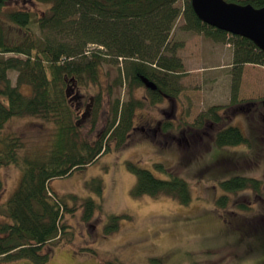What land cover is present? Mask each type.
<instances>
[{
    "label": "trees",
    "instance_id": "trees-1",
    "mask_svg": "<svg viewBox=\"0 0 264 264\" xmlns=\"http://www.w3.org/2000/svg\"><path fill=\"white\" fill-rule=\"evenodd\" d=\"M27 1L47 8L38 18H33V12L26 7L15 5L12 0H0V96L3 97L0 101V169L15 166L20 171L15 188L0 203L1 262L23 259L32 264H44L49 260L53 248L67 234L62 218L73 212L65 198H59L50 190V182L94 163L113 143L117 148L128 146L136 110L142 109L145 103L155 106L165 99L176 98L183 64L176 55L177 46L170 45V35L180 14L186 30L214 41H228L233 48L229 104L213 106L201 113L188 126L191 137L202 134L220 149L242 146L253 152L252 159H257L256 155L264 149V99L247 102L237 99L243 66H264V53L245 38L199 21L190 0H180L181 9L176 6L179 0ZM226 1L256 8L264 6V0ZM33 26H37L38 32ZM12 28L15 31L10 33ZM90 45L99 48L89 50ZM106 58L112 59L109 64L117 69L110 85L102 78L106 76L103 65ZM11 72L16 73L14 85L9 76ZM122 85L130 95L125 102L114 97V88ZM140 87L147 92L145 100L132 96ZM86 95L93 99V107L87 114L89 131L84 136L78 117L80 107H75L72 101H81ZM104 100L107 110H104ZM102 114L104 125L96 132ZM240 115L246 116L250 125L252 120L261 123L262 129H252L253 134L247 136L230 122ZM25 117L52 126L47 142L29 147L22 134L8 127L12 118ZM171 127L172 123L167 121L162 129ZM257 130L261 131V137L254 135ZM250 162L248 160V164ZM129 167L136 174L134 197L164 196L182 205L192 200L188 182L163 164L156 163L154 168L164 173L165 178L156 177L150 170L133 163ZM227 167L237 168L230 160L223 168ZM223 168L220 171H226ZM86 186L102 196L100 179H91ZM218 186L223 194L216 205L224 207L230 202L231 215L224 216L236 220L231 224L233 228L237 224L254 223L258 231L264 230V219L259 224L257 217L245 216L261 206L258 198L264 201L263 180L238 172L226 173ZM4 190L0 177V196ZM240 192L251 193L257 200L246 204L230 200L229 194ZM71 197L81 201L82 220L90 222L99 205L91 198ZM117 218L119 216L110 218L108 227L104 228L106 235L117 230ZM153 261L160 263L157 259Z\"/></svg>",
    "mask_w": 264,
    "mask_h": 264
},
{
    "label": "rangeland",
    "instance_id": "rangeland-1",
    "mask_svg": "<svg viewBox=\"0 0 264 264\" xmlns=\"http://www.w3.org/2000/svg\"><path fill=\"white\" fill-rule=\"evenodd\" d=\"M12 1L32 11L33 18H38L47 8L26 0ZM176 6L181 9L182 2L179 0ZM184 24L180 14L170 35V45L177 46L176 55L183 64L176 98L165 99L155 106L145 103L142 109L136 110L128 146L117 148L113 143L94 163L50 182V190L59 198H65L73 212L64 214L62 224L67 227V234L53 248L51 257L44 264H264V230L258 231L257 224L253 223L257 217L256 221L262 224L264 201L258 198L261 206L245 213L248 218L254 217L252 225L237 224L235 228L231 224L236 220L224 216L231 215L230 202L224 207L216 205L218 197L223 194L218 181L226 173L238 172L264 181V149L256 155L257 159H252L253 152L242 146L220 149L208 137L197 134L193 138L192 132L187 130L201 113L213 106L229 104L233 48L228 41L218 42L188 31ZM33 28L38 32L37 26ZM98 48L89 46V50ZM106 60L103 64L106 76L102 78L110 85L117 69L109 64L112 59ZM9 76L14 85L16 73L11 72ZM22 91L25 92L26 87ZM146 95L145 88L140 87L132 96L145 100ZM114 97L122 102L129 100L125 85L114 88ZM237 99L242 102L264 99V66H243ZM0 101H3L1 96ZM72 103L80 107L78 117L85 136L89 131L87 114L91 113L93 99L86 95L81 101L74 99ZM104 110H107L106 100ZM245 117L240 115L230 122L247 136L253 134L252 129H262L261 123L251 119L250 125V120ZM99 120L96 132L104 125L103 114ZM167 121L172 127L162 129ZM8 127L22 134L29 147L47 142L52 129L51 125H41L39 119L32 117L12 118ZM254 135L262 136L259 130ZM258 142L261 143L259 139ZM229 160L234 161L237 168H223ZM243 160L246 164L242 163ZM130 163L150 170L156 177L165 178L164 173L154 168L156 163L163 164L188 182L192 200L182 205L170 197H134L132 190L136 174L129 167ZM221 168L226 171H220ZM19 175L15 166L0 169L5 188L0 203L11 194ZM96 178L103 185L101 197L86 186V182ZM71 195L78 199L91 198L99 205L90 222L82 220L81 201H74ZM229 197L231 201L235 199L245 204L257 200L248 192L229 194ZM115 216H119L118 228L106 235L104 228ZM254 229L256 231H252ZM0 264L32 263L22 259L0 261Z\"/></svg>",
    "mask_w": 264,
    "mask_h": 264
},
{
    "label": "water",
    "instance_id": "water-1",
    "mask_svg": "<svg viewBox=\"0 0 264 264\" xmlns=\"http://www.w3.org/2000/svg\"><path fill=\"white\" fill-rule=\"evenodd\" d=\"M202 23L251 41L264 53V6L253 7L226 0H190Z\"/></svg>",
    "mask_w": 264,
    "mask_h": 264
},
{
    "label": "crops",
    "instance_id": "crops-1",
    "mask_svg": "<svg viewBox=\"0 0 264 264\" xmlns=\"http://www.w3.org/2000/svg\"><path fill=\"white\" fill-rule=\"evenodd\" d=\"M246 65V64H245Z\"/></svg>",
    "mask_w": 264,
    "mask_h": 264
}]
</instances>
